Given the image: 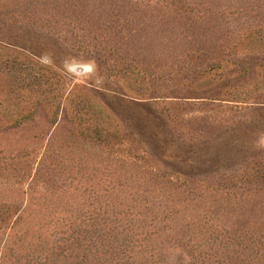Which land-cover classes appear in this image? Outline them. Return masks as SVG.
I'll list each match as a JSON object with an SVG mask.
<instances>
[{"label":"rangeland","instance_id":"1","mask_svg":"<svg viewBox=\"0 0 264 264\" xmlns=\"http://www.w3.org/2000/svg\"><path fill=\"white\" fill-rule=\"evenodd\" d=\"M0 264H264V0H0Z\"/></svg>","mask_w":264,"mask_h":264}]
</instances>
